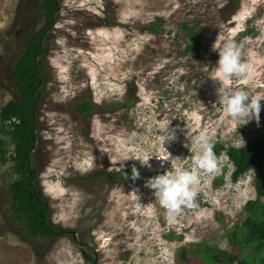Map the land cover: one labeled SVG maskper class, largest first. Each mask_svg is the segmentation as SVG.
Listing matches in <instances>:
<instances>
[{
	"label": "rangeland",
	"instance_id": "rangeland-1",
	"mask_svg": "<svg viewBox=\"0 0 264 264\" xmlns=\"http://www.w3.org/2000/svg\"><path fill=\"white\" fill-rule=\"evenodd\" d=\"M60 2L38 61L45 80L31 164L50 206L49 224L72 232L50 240L26 233L10 210L13 163H3L0 155V264H206L201 245L264 260L256 243L240 250L230 240L233 230L246 233L243 208L256 197L255 176L251 171L234 181L225 154L217 157L218 171L200 173L196 207L175 219L145 187L165 171L194 167L195 148L184 145L191 147L201 130L225 146L264 136V101L259 123L238 126L215 105L220 84L210 78L220 33L244 44L248 75L233 78L231 86L264 94V0H240L233 14L228 0ZM154 20L162 22L161 31L149 29ZM44 21L42 0H0V109L20 98L11 70ZM184 24L204 35L199 58L185 53ZM130 96L135 104L127 108ZM84 100L98 109L78 112ZM113 103L121 105L113 110ZM168 121L177 139L165 142L172 160L162 161L156 158L166 156L159 130ZM125 156L137 160L123 161ZM148 156L151 168L138 161ZM122 163L135 166L140 178H112ZM183 246L186 261L179 257Z\"/></svg>",
	"mask_w": 264,
	"mask_h": 264
},
{
	"label": "trees",
	"instance_id": "trees-1",
	"mask_svg": "<svg viewBox=\"0 0 264 264\" xmlns=\"http://www.w3.org/2000/svg\"><path fill=\"white\" fill-rule=\"evenodd\" d=\"M60 0H42V10L45 13V21L42 27L32 35L25 44V48L19 54L12 67L13 84L19 92V99H11L0 109V155L3 163L12 162L11 172L14 179L9 184L11 197V214L23 226L26 233L37 239L50 240L54 234H65L72 231L57 230L48 222L50 206L44 199L40 189V183L36 180L35 170L31 164V158L36 149L37 140V109L41 87L44 77L39 66V58L44 54V39L53 25L55 16L59 13ZM240 5V0H228L227 7L234 13ZM229 14V15H230ZM161 21L154 20L149 29L154 32L162 30ZM189 39L185 46V53L194 58H199L200 48L204 42V35L195 27L186 24L182 27ZM135 99L130 96L125 102V107L134 106ZM113 103V110L119 108ZM97 105L91 100H84L77 104L76 110L83 114H93ZM14 146L10 156L9 147ZM216 156L226 155L228 161L234 167L231 177L237 181L243 175L252 171L255 180L254 199L246 202L243 212L246 218L242 224L246 233L240 236L237 231L230 232V240L235 241L234 248L242 250L251 243L264 250V136L253 139L247 144L225 146L214 142ZM128 178H126V174ZM132 170L124 167L118 173H113L112 178L119 180L132 179ZM239 235V236H238ZM200 257L206 264H264V260L256 263L253 254H247L242 258L233 253L217 250L208 245L199 246ZM188 249L183 246L179 257L188 260ZM222 257V258H221ZM253 260V261H252Z\"/></svg>",
	"mask_w": 264,
	"mask_h": 264
},
{
	"label": "clouds",
	"instance_id": "clouds-1",
	"mask_svg": "<svg viewBox=\"0 0 264 264\" xmlns=\"http://www.w3.org/2000/svg\"><path fill=\"white\" fill-rule=\"evenodd\" d=\"M243 48V42H237L220 33L212 45V50L218 52L219 55L215 76L210 77L220 84V87L216 89L215 105L221 106L228 118L238 126L245 125L253 119L259 123L261 101H264V94L250 95L248 91L237 89L230 84L233 78L245 79L248 75V64L242 59ZM170 124L171 121H168L160 126L163 147L166 141L172 142L177 139V128L169 127ZM184 147L189 148V151L195 148L192 154L194 167L165 171L163 174L149 178L145 183V187L153 191L154 197L170 219H175L184 208L196 207L198 193L194 186L199 183L200 173L211 174L219 170V160L214 152V142L207 130H201L195 136L191 147L188 144H185ZM164 150L166 156L156 158L162 161L172 160L171 153L165 147ZM151 158L152 156H148L138 161L142 166L151 168L149 163ZM129 159L136 158L125 156L123 161ZM121 167L123 168V163ZM249 172L251 173V171ZM126 178H128L127 174ZM131 178L133 180L140 178V173L135 166L132 167Z\"/></svg>",
	"mask_w": 264,
	"mask_h": 264
},
{
	"label": "bare ground",
	"instance_id": "bare-ground-1",
	"mask_svg": "<svg viewBox=\"0 0 264 264\" xmlns=\"http://www.w3.org/2000/svg\"><path fill=\"white\" fill-rule=\"evenodd\" d=\"M252 71V70H251ZM251 73H253V72H251Z\"/></svg>",
	"mask_w": 264,
	"mask_h": 264
},
{
	"label": "flooded vegetation",
	"instance_id": "flooded-vegetation-1",
	"mask_svg": "<svg viewBox=\"0 0 264 264\" xmlns=\"http://www.w3.org/2000/svg\"><path fill=\"white\" fill-rule=\"evenodd\" d=\"M45 18H46V16H45Z\"/></svg>",
	"mask_w": 264,
	"mask_h": 264
}]
</instances>
